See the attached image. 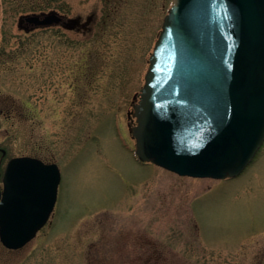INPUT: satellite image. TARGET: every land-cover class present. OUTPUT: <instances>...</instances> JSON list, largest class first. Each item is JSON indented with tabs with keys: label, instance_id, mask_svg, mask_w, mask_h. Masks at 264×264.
<instances>
[{
	"label": "rangeland",
	"instance_id": "obj_1",
	"mask_svg": "<svg viewBox=\"0 0 264 264\" xmlns=\"http://www.w3.org/2000/svg\"><path fill=\"white\" fill-rule=\"evenodd\" d=\"M173 1L0 0V172L34 157L62 176L47 225L21 250L0 241V264H264V146L225 180L135 155L134 107ZM55 9L91 30L19 28Z\"/></svg>",
	"mask_w": 264,
	"mask_h": 264
},
{
	"label": "water",
	"instance_id": "obj_2",
	"mask_svg": "<svg viewBox=\"0 0 264 264\" xmlns=\"http://www.w3.org/2000/svg\"><path fill=\"white\" fill-rule=\"evenodd\" d=\"M26 21L41 27L65 20L56 12L27 15L19 27ZM134 110L140 161L194 178L241 175L264 145V0H174ZM61 180L54 163H8L0 189L7 249L24 248L47 224Z\"/></svg>",
	"mask_w": 264,
	"mask_h": 264
},
{
	"label": "flooded vegetation",
	"instance_id": "obj_3",
	"mask_svg": "<svg viewBox=\"0 0 264 264\" xmlns=\"http://www.w3.org/2000/svg\"><path fill=\"white\" fill-rule=\"evenodd\" d=\"M51 12H56L58 13L60 16H63L64 17V20L65 21H68L70 18L66 17L65 15H62L61 13H59L56 9L55 10H50V11H47V12H40V13H30V14H25V15H22V16H27V15H44V14H48V13H51ZM21 16V17H22ZM65 21L59 23V24H56V25H50V26H41V27H37V26H34L33 24L29 23V22H25L23 25H22V28L19 27L20 29H22V31H24L25 33H28V34H31V33H34L36 31H39V30H48V29H57V28H65L64 27V23ZM92 22H93V19L91 20V25H92ZM90 24H85V23H82V20L80 21V24L79 25H76V27L72 30L74 31H86V32H89L91 30L90 28ZM67 29V28H65ZM69 30V29H67ZM54 85V84H53ZM51 85H49V87H51Z\"/></svg>",
	"mask_w": 264,
	"mask_h": 264
}]
</instances>
